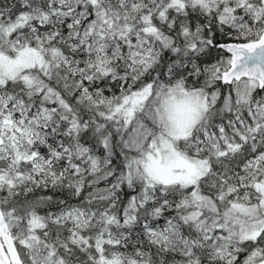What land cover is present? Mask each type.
I'll list each match as a JSON object with an SVG mask.
<instances>
[{
  "label": "snow or ice",
  "instance_id": "1",
  "mask_svg": "<svg viewBox=\"0 0 264 264\" xmlns=\"http://www.w3.org/2000/svg\"><path fill=\"white\" fill-rule=\"evenodd\" d=\"M0 264H264V0H0Z\"/></svg>",
  "mask_w": 264,
  "mask_h": 264
}]
</instances>
